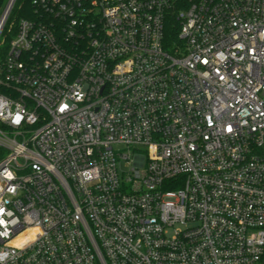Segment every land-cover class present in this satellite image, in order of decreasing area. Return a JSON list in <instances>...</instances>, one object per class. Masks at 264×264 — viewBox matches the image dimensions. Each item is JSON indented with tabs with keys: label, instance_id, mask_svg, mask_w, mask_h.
<instances>
[{
	"label": "built area",
	"instance_id": "built-area-1",
	"mask_svg": "<svg viewBox=\"0 0 264 264\" xmlns=\"http://www.w3.org/2000/svg\"><path fill=\"white\" fill-rule=\"evenodd\" d=\"M24 1L0 0V264H264V0Z\"/></svg>",
	"mask_w": 264,
	"mask_h": 264
},
{
	"label": "trees",
	"instance_id": "trees-1",
	"mask_svg": "<svg viewBox=\"0 0 264 264\" xmlns=\"http://www.w3.org/2000/svg\"><path fill=\"white\" fill-rule=\"evenodd\" d=\"M23 9H29V3L27 0H25L23 3ZM164 31V43L167 47H172L174 42L177 40V25L173 19H169L167 21Z\"/></svg>",
	"mask_w": 264,
	"mask_h": 264
},
{
	"label": "rangeland",
	"instance_id": "rangeland-1",
	"mask_svg": "<svg viewBox=\"0 0 264 264\" xmlns=\"http://www.w3.org/2000/svg\"><path fill=\"white\" fill-rule=\"evenodd\" d=\"M120 149H123V146L122 145H120V146H118ZM125 151V150H124ZM129 167V165H127L124 161L123 162H120L119 163V168L120 169H123V170H125V169H127Z\"/></svg>",
	"mask_w": 264,
	"mask_h": 264
}]
</instances>
